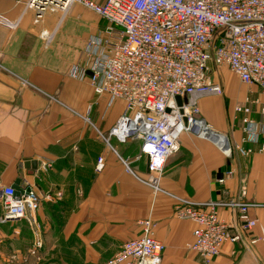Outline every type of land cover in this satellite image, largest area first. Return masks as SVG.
Returning a JSON list of instances; mask_svg holds the SVG:
<instances>
[{
  "label": "crops",
  "instance_id": "obj_1",
  "mask_svg": "<svg viewBox=\"0 0 264 264\" xmlns=\"http://www.w3.org/2000/svg\"><path fill=\"white\" fill-rule=\"evenodd\" d=\"M25 2L0 0V13L18 22L13 30L0 25V184L20 179L41 200L33 220L0 221V264H103L124 241L139 236V221L145 219L156 224L155 236L165 246L158 264H264V151H259L264 136L250 143L254 151L248 157L235 150L226 157L207 140L184 133L153 188L140 141L108 137L123 102L109 104L87 79L68 74L73 65L88 66L85 45L107 21L78 3L66 12L48 9L36 20ZM224 69L211 67L210 79L222 94L201 97L200 112L239 143L244 117L264 125V93ZM237 105H248L251 112L236 114ZM43 161L51 165L47 170L41 169ZM230 168L235 176L220 184ZM241 177L256 223L245 231L234 211L221 209L230 233L241 239L226 242L218 256L203 262L187 247L195 224L175 217L173 207L184 200L234 198Z\"/></svg>",
  "mask_w": 264,
  "mask_h": 264
},
{
  "label": "built area",
  "instance_id": "obj_2",
  "mask_svg": "<svg viewBox=\"0 0 264 264\" xmlns=\"http://www.w3.org/2000/svg\"><path fill=\"white\" fill-rule=\"evenodd\" d=\"M74 3L95 12L107 25L85 45L88 66L73 65L68 74L87 79L97 95L108 97L109 104L123 102L108 137L140 141L153 188L158 189L166 159L179 150L184 133L207 140L226 157L233 150L242 157L254 151L250 143L264 136V125L244 117V136L233 143L201 116L199 99L222 94L221 85L210 79L212 66L226 67L240 82L258 86L264 93V0H26L25 7L35 12L37 20L48 9L66 12ZM0 25L13 30L18 22L0 13ZM41 36L50 39L44 33ZM234 110L236 114L251 112L248 105H237ZM260 112L264 113V105ZM259 151H264V143ZM50 166L47 161L41 163L42 170ZM102 168L100 157L97 170ZM234 176L230 168L218 182L224 184ZM245 180L240 178L234 198L202 203L184 200L174 205L175 217L195 224L193 241L187 247L203 262L218 256L226 242L241 239L239 233H230L221 209L234 211L245 231L255 225L245 199ZM21 187L23 192L17 196L12 186L0 184V221L33 220L41 197L30 184ZM60 197L56 191L55 198ZM139 226V236L124 241L103 264L159 263L165 246L155 236L156 224L145 219Z\"/></svg>",
  "mask_w": 264,
  "mask_h": 264
},
{
  "label": "water",
  "instance_id": "obj_3",
  "mask_svg": "<svg viewBox=\"0 0 264 264\" xmlns=\"http://www.w3.org/2000/svg\"><path fill=\"white\" fill-rule=\"evenodd\" d=\"M176 100H177L178 104H181V98L176 97ZM184 101H186L185 98H184ZM33 164L35 165V163H33ZM12 188L14 189V194L17 196L23 192V189H22L21 184H20V179H16L13 182Z\"/></svg>",
  "mask_w": 264,
  "mask_h": 264
},
{
  "label": "rangeland",
  "instance_id": "obj_4",
  "mask_svg": "<svg viewBox=\"0 0 264 264\" xmlns=\"http://www.w3.org/2000/svg\"><path fill=\"white\" fill-rule=\"evenodd\" d=\"M224 70H226V72H225V73H226L227 75H228V74H229V75H231V74L228 72V70H227V69H224ZM111 257H112V256H111ZM108 259H109V258H108ZM108 259H107V260H108Z\"/></svg>",
  "mask_w": 264,
  "mask_h": 264
}]
</instances>
